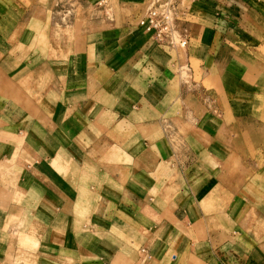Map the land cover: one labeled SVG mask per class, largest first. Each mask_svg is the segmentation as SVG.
Here are the masks:
<instances>
[{
  "label": "crops",
  "instance_id": "1",
  "mask_svg": "<svg viewBox=\"0 0 264 264\" xmlns=\"http://www.w3.org/2000/svg\"><path fill=\"white\" fill-rule=\"evenodd\" d=\"M61 1L0 0V264H264L261 0H175L185 50Z\"/></svg>",
  "mask_w": 264,
  "mask_h": 264
},
{
  "label": "built area",
  "instance_id": "2",
  "mask_svg": "<svg viewBox=\"0 0 264 264\" xmlns=\"http://www.w3.org/2000/svg\"><path fill=\"white\" fill-rule=\"evenodd\" d=\"M179 9L175 0H156L140 20L139 26L160 44L185 50L189 37L177 30Z\"/></svg>",
  "mask_w": 264,
  "mask_h": 264
},
{
  "label": "rangeland",
  "instance_id": "3",
  "mask_svg": "<svg viewBox=\"0 0 264 264\" xmlns=\"http://www.w3.org/2000/svg\"><path fill=\"white\" fill-rule=\"evenodd\" d=\"M64 1V0H62ZM61 1V2H62ZM151 7V5L147 8V10ZM258 9L260 12H258L259 14H256V13H253V15H251L248 19H247V26L248 28H250L249 32L248 33L250 35V39L255 41V42H251V43H254L256 46H262L261 49L263 50L264 52V0H261L260 4L258 5ZM62 10H60V14L61 15H58V17L60 16H63V13L61 12ZM264 54V53H262ZM264 57L262 56H259V59L261 61H263ZM255 110L253 112L254 113V116L256 117V120L255 121H258L259 123H261V121L264 123V98H259L255 101ZM262 133V132H261ZM264 134H260L259 133V136L262 137ZM256 157H257V162L263 166L264 165V157L261 155V151L257 150L256 151ZM257 227H261V226H249L248 227V230L251 232L252 229L251 228H254L255 230H257ZM248 231V233H249Z\"/></svg>",
  "mask_w": 264,
  "mask_h": 264
}]
</instances>
